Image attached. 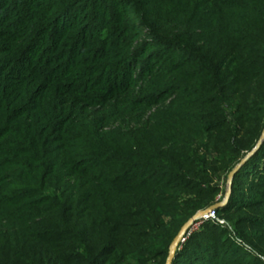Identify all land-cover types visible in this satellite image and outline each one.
<instances>
[{
  "label": "trees",
  "instance_id": "trees-1",
  "mask_svg": "<svg viewBox=\"0 0 264 264\" xmlns=\"http://www.w3.org/2000/svg\"><path fill=\"white\" fill-rule=\"evenodd\" d=\"M263 134L264 0H0V264H167L244 160L172 264H264Z\"/></svg>",
  "mask_w": 264,
  "mask_h": 264
},
{
  "label": "water",
  "instance_id": "water-1",
  "mask_svg": "<svg viewBox=\"0 0 264 264\" xmlns=\"http://www.w3.org/2000/svg\"><path fill=\"white\" fill-rule=\"evenodd\" d=\"M264 141V134L263 137L261 139L260 145L254 150L253 153H255L259 147L261 146L262 142ZM252 153V154H253ZM250 154L248 156V158L252 155ZM246 160H244L239 166H237V168L229 175V183H230V188H229V192H228V197H230L232 189H231V185L232 182L234 180V177L236 176V174L238 173V171L240 170V168L245 164ZM224 206L223 203L218 204L216 206H214L213 208H210L208 210L199 212L196 216H194L181 230V232L179 233V235L177 236V238L175 239V241L173 242V244L171 245L170 248V254H169V258L167 260V264H172L173 260L176 257L177 252L180 250L181 244L183 242V240L185 239L187 232L192 228V226H194L201 218L208 216L213 210L219 209L220 207Z\"/></svg>",
  "mask_w": 264,
  "mask_h": 264
},
{
  "label": "built area",
  "instance_id": "built-area-1",
  "mask_svg": "<svg viewBox=\"0 0 264 264\" xmlns=\"http://www.w3.org/2000/svg\"><path fill=\"white\" fill-rule=\"evenodd\" d=\"M225 199L226 200L224 201V206L227 205V203H228V196H226ZM209 220L216 221L220 226H223V227L228 226V224L226 223V221L217 219L216 211L213 210L208 216H205V217L201 218L194 226H192V228L187 232V236L183 240L182 244L185 243L186 239L194 231H196L195 228H197V224H200L201 225L204 221H209ZM237 243L240 244V245H242L243 247H246L248 249V247L245 244H243L242 242H240L239 240H237Z\"/></svg>",
  "mask_w": 264,
  "mask_h": 264
},
{
  "label": "rangeland",
  "instance_id": "rangeland-1",
  "mask_svg": "<svg viewBox=\"0 0 264 264\" xmlns=\"http://www.w3.org/2000/svg\"><path fill=\"white\" fill-rule=\"evenodd\" d=\"M222 177H223V179H222V182H221V187H222V190L224 192V195H223V198L222 199H221V196H220V197L217 198V200H220L221 199L222 200L221 203L224 204V201L226 200L225 198H226V196H228V192H229V188H230V183H229V177H225V175H222ZM228 200H229V197H228ZM200 226H201L200 224H197V228H195L196 231H198V229H199ZM230 230H232V228Z\"/></svg>",
  "mask_w": 264,
  "mask_h": 264
}]
</instances>
